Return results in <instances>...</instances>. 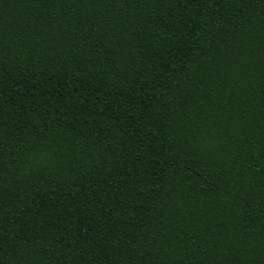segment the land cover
Listing matches in <instances>:
<instances>
[{"label": "trees", "instance_id": "16d2710c", "mask_svg": "<svg viewBox=\"0 0 264 264\" xmlns=\"http://www.w3.org/2000/svg\"><path fill=\"white\" fill-rule=\"evenodd\" d=\"M0 264H264V0H0Z\"/></svg>", "mask_w": 264, "mask_h": 264}]
</instances>
